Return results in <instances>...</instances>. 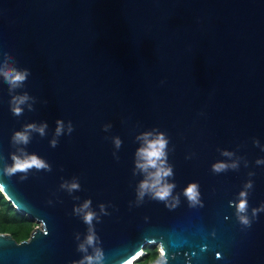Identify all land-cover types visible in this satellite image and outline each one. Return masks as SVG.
<instances>
[{
    "label": "water",
    "instance_id": "water-1",
    "mask_svg": "<svg viewBox=\"0 0 264 264\" xmlns=\"http://www.w3.org/2000/svg\"><path fill=\"white\" fill-rule=\"evenodd\" d=\"M10 66L29 74L0 77V190L39 225L0 233V264H123L149 244L166 264H264V0H0ZM28 124L47 127L13 143ZM148 132L168 141L166 201L139 195ZM14 153L49 167L8 175Z\"/></svg>",
    "mask_w": 264,
    "mask_h": 264
},
{
    "label": "clouds",
    "instance_id": "clouds-1",
    "mask_svg": "<svg viewBox=\"0 0 264 264\" xmlns=\"http://www.w3.org/2000/svg\"><path fill=\"white\" fill-rule=\"evenodd\" d=\"M28 74L29 73L27 70H20L15 66L4 67L0 69V77H2L4 82L8 84L10 90L20 88L23 85L24 81L27 79ZM27 100V95L14 96L12 98V112L14 115L18 116L22 113L23 108L21 107V105H23ZM57 125V135H60L63 132V121H57ZM46 127V124L41 125L40 127H37L35 124H28L25 126V129L23 131H17L13 134L12 141L15 144L27 145L30 142V132L38 131L41 135H43ZM71 131L72 128L71 126H69V132ZM141 139H143L144 144L140 149H138L137 152L139 158L137 166L148 175L147 178L142 181L139 186V195L142 198L146 193H151L154 199L166 201L172 195L173 189L175 187L174 184L166 182L167 177L173 174L172 168L166 166V148L168 141L163 133L153 134L151 132L144 133ZM116 144L117 147H119V139L116 140ZM52 146H56L55 140L52 142ZM21 151H23V149H21ZM11 160V165L6 169V173L8 175H15L16 173H27L30 169L33 168L41 170L49 167L46 162L36 154L29 155L25 153L23 156H20L14 153L11 157ZM226 167L227 166L223 163L213 165L214 171L217 172L225 169ZM70 187L71 189H77L79 185L73 183ZM184 195L192 204L197 203L200 196L198 185L196 183L189 184L184 189ZM89 204L90 201L87 202L84 207L87 208ZM246 208L247 202L246 200H242L238 204V210L240 212H244ZM93 218L94 213L91 212L87 213L84 217L85 222L88 224H91ZM242 222L245 224L249 223L246 218H242ZM93 243L94 237L92 235H89L87 238V244L92 245ZM80 248L83 251L87 250L84 245H81ZM144 255L145 251L143 250V254L139 258ZM101 258L102 253L98 252L95 257L86 256L84 259L79 261V264H95V262L100 261ZM137 260H135L134 263ZM156 264H166L165 253L163 251H160V257L156 261Z\"/></svg>",
    "mask_w": 264,
    "mask_h": 264
},
{
    "label": "trees",
    "instance_id": "trees-1",
    "mask_svg": "<svg viewBox=\"0 0 264 264\" xmlns=\"http://www.w3.org/2000/svg\"><path fill=\"white\" fill-rule=\"evenodd\" d=\"M38 224L26 215L17 212L0 190V233L10 234L17 242L26 240ZM145 255L134 264H150L158 256V247L152 244L144 248Z\"/></svg>",
    "mask_w": 264,
    "mask_h": 264
},
{
    "label": "bare ground",
    "instance_id": "bare-ground-1",
    "mask_svg": "<svg viewBox=\"0 0 264 264\" xmlns=\"http://www.w3.org/2000/svg\"><path fill=\"white\" fill-rule=\"evenodd\" d=\"M142 254H143V250H142V249L138 250V251L136 252V254H135L131 259H129L127 262H125V263H123V264H133L134 261H135L136 259H138Z\"/></svg>",
    "mask_w": 264,
    "mask_h": 264
},
{
    "label": "built area",
    "instance_id": "built-area-1",
    "mask_svg": "<svg viewBox=\"0 0 264 264\" xmlns=\"http://www.w3.org/2000/svg\"><path fill=\"white\" fill-rule=\"evenodd\" d=\"M160 251H161V250H160V247H158V252H159V254H160Z\"/></svg>",
    "mask_w": 264,
    "mask_h": 264
},
{
    "label": "rangeland",
    "instance_id": "rangeland-1",
    "mask_svg": "<svg viewBox=\"0 0 264 264\" xmlns=\"http://www.w3.org/2000/svg\"><path fill=\"white\" fill-rule=\"evenodd\" d=\"M39 225V224H38Z\"/></svg>",
    "mask_w": 264,
    "mask_h": 264
}]
</instances>
